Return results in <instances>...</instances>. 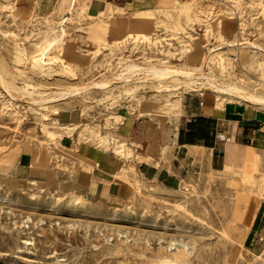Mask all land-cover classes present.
Here are the masks:
<instances>
[{
	"label": "rangeland",
	"instance_id": "rangeland-1",
	"mask_svg": "<svg viewBox=\"0 0 264 264\" xmlns=\"http://www.w3.org/2000/svg\"><path fill=\"white\" fill-rule=\"evenodd\" d=\"M107 1L88 16V0H54L46 9L40 0H0V264H264V235L249 233L264 202V140L229 142L218 163L204 155L176 189L139 177L131 158L124 195L89 202L73 182L75 153L59 145L54 127V111L76 113L84 143L93 145L96 133L122 140L126 121L178 118L183 94L201 89L219 109L258 117L264 134V104L207 81L264 97V0ZM61 25L65 38L44 50ZM207 47L220 70L200 75L207 85L150 71L196 72ZM34 51L50 58L43 76L32 73ZM126 60L145 72L117 84L113 73ZM97 80L108 87L88 86ZM68 90L64 101L31 103ZM229 147L249 157L225 169ZM22 152L32 163L19 164Z\"/></svg>",
	"mask_w": 264,
	"mask_h": 264
},
{
	"label": "crops",
	"instance_id": "crops-1",
	"mask_svg": "<svg viewBox=\"0 0 264 264\" xmlns=\"http://www.w3.org/2000/svg\"><path fill=\"white\" fill-rule=\"evenodd\" d=\"M107 3L109 1L104 4V0H88V16L99 15L105 10ZM139 3L142 0H132L130 5ZM53 4L54 0H40L41 7L45 9ZM180 104L178 118L170 117L169 120L142 116L126 121L118 127L123 141L103 134V139L108 144L118 145L119 152L111 147L106 148L102 141L99 144L92 143L96 147L84 143L87 141L79 139V133L76 134L81 126V118L76 113H62L58 110L54 127L59 136V145L75 153L73 182L84 194V199L94 202L90 198L117 200L123 196L126 185L119 175L131 158L139 177L165 188L176 189L184 177L201 168L204 155L210 154L212 162L218 163V157L229 142L248 139L252 143L260 144L264 140L258 117L229 108L219 109L204 99L200 106L192 92H185ZM246 146V150L253 148ZM29 156L28 152H22L18 159L19 164L27 166L30 160L32 163V157ZM248 157L246 151L230 148L224 167L229 168V163L234 158L242 162ZM86 195L88 198H85ZM252 219L249 233L254 231L264 235V202L256 207Z\"/></svg>",
	"mask_w": 264,
	"mask_h": 264
},
{
	"label": "bare ground",
	"instance_id": "bare-ground-1",
	"mask_svg": "<svg viewBox=\"0 0 264 264\" xmlns=\"http://www.w3.org/2000/svg\"><path fill=\"white\" fill-rule=\"evenodd\" d=\"M63 20H64V18L61 20L60 23H62ZM65 36H66L65 28L61 25L58 33L56 35H53L51 37V40H49V45L44 46V50H47L53 43H58V42L62 41L65 38ZM228 44L231 45L232 42H229ZM253 46H256V45L253 44ZM22 52L23 51L21 50L20 45H17V47H16V60H21V59L24 58V54ZM27 59L32 64V66L34 67L32 73L38 74V75H41V76H43V74H44L43 72L46 71V65L51 62L50 58L45 57V52H38V51H34L30 55H28ZM120 66H121V68L118 69L119 71L116 72V73H113V75H114L113 77H116L118 79L117 81H114L117 84H126L131 79L135 78L138 74H140V72H143V71L145 72V70H144L145 67L142 68L141 66H138V64H135L134 62L127 61V60H126V62L123 63V65L121 63ZM184 70H177V69H173V68H169V67H159V66L150 67V71L153 72V74L155 73V74H160V75H162V74L170 75L174 79H177V81L180 79L179 76H183L184 77L183 80H184L185 84L195 81L196 74L198 75V77H196V79H198L199 77L203 76V74L201 72H193V71L189 72V71H184ZM106 81L108 82V80H106ZM106 81L105 82L102 81V80H97V81H94V82L92 81L93 83L92 84L90 83V85H88V86L89 87L90 86H94V87H97V88H100V89H105V88L108 87V83ZM207 81L211 85V87H213L216 91L228 94V95H230L232 97L242 98V99H244L246 101V103L248 102V103H251V104H259V103L264 104V97H261L259 95L252 94V93H243V95H242L241 91H240V87H238V86H236L234 84L220 83V82H217L216 80L209 79V77L207 78ZM112 83H113V81H112ZM88 86H86V87L89 88ZM125 90H129L128 87H125ZM76 92H78V91H76ZM55 93L52 94V95H48V96L39 95L38 98H32L31 103L35 102V103H38V104L46 106L47 104L52 103V102L64 101L65 98L67 97L66 95H68L70 93V91L68 90V91L58 92V95L55 94ZM54 112L57 114L58 110H56ZM100 136L103 137L102 133H96V136H94L92 138V140L94 141L95 144H99L102 141L106 148L107 147H111V149H113L115 152H119L117 144H114V143L112 145L110 143L108 144V142L105 139H102V137L100 138ZM82 139L83 140H88V141L90 140L87 136L82 137ZM114 140H116V139H114ZM111 141H112V139H111ZM125 169L126 168H124L122 170L121 175H119L122 178V180L124 179L123 173H124ZM83 206L84 205H82V207ZM169 243H170L168 245L169 247H171V244H174V242L171 241V240H170Z\"/></svg>",
	"mask_w": 264,
	"mask_h": 264
},
{
	"label": "built area",
	"instance_id": "built-area-1",
	"mask_svg": "<svg viewBox=\"0 0 264 264\" xmlns=\"http://www.w3.org/2000/svg\"><path fill=\"white\" fill-rule=\"evenodd\" d=\"M214 50H212L210 47L208 49V47L206 48L205 54H204V58H203V62L201 64V67L196 70V72H201L203 74V76L208 77L210 75V73H215V74H220V70L218 69V66H214L212 63L213 61V52ZM218 67V68H217ZM204 78H198L195 80L196 84H201V85H207L204 83ZM199 90L197 93H195V95L199 98L198 99V105H202L203 104V99L202 96L204 95V91L201 89H196ZM86 198H88V196L86 195Z\"/></svg>",
	"mask_w": 264,
	"mask_h": 264
}]
</instances>
